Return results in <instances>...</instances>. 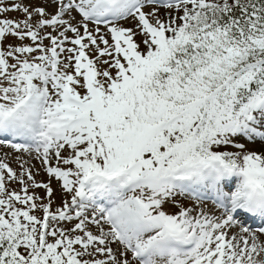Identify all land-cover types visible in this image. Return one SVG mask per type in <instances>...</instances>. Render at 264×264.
<instances>
[{"label": "snow or ice", "instance_id": "snow-or-ice-1", "mask_svg": "<svg viewBox=\"0 0 264 264\" xmlns=\"http://www.w3.org/2000/svg\"><path fill=\"white\" fill-rule=\"evenodd\" d=\"M0 146V264H264V0H0Z\"/></svg>", "mask_w": 264, "mask_h": 264}, {"label": "rangeland", "instance_id": "rangeland-1", "mask_svg": "<svg viewBox=\"0 0 264 264\" xmlns=\"http://www.w3.org/2000/svg\"><path fill=\"white\" fill-rule=\"evenodd\" d=\"M147 10V9H146ZM11 16H16L17 13H11L10 14ZM126 23V26H131V23L130 22H125ZM250 147H258V144L257 145H250ZM5 153H8L9 156H12V155H15L14 151L9 149L7 146H0V158H3L4 157V154ZM33 163L36 164V167L37 168H40V165L38 162L36 161H33ZM10 164L11 166L14 168V169H18V165L17 163L15 162V160H10ZM37 178L39 180H45L46 179V176L43 174V172H41L40 175L37 176ZM12 187H16V188H19V185H12ZM178 200L182 199L181 197H177Z\"/></svg>", "mask_w": 264, "mask_h": 264}, {"label": "bare ground", "instance_id": "bare-ground-1", "mask_svg": "<svg viewBox=\"0 0 264 264\" xmlns=\"http://www.w3.org/2000/svg\"><path fill=\"white\" fill-rule=\"evenodd\" d=\"M257 144L259 145V142H257Z\"/></svg>", "mask_w": 264, "mask_h": 264}]
</instances>
